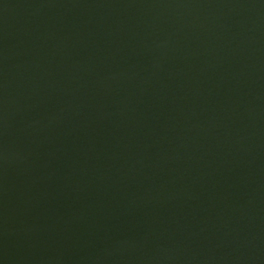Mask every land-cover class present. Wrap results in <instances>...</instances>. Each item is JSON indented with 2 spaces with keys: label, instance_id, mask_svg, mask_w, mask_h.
Wrapping results in <instances>:
<instances>
[{
  "label": "water",
  "instance_id": "water-1",
  "mask_svg": "<svg viewBox=\"0 0 264 264\" xmlns=\"http://www.w3.org/2000/svg\"><path fill=\"white\" fill-rule=\"evenodd\" d=\"M0 264H264V0H0Z\"/></svg>",
  "mask_w": 264,
  "mask_h": 264
}]
</instances>
